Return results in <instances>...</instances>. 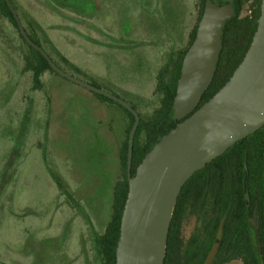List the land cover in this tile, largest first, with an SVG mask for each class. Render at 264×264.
<instances>
[{"label": "rangeland", "instance_id": "1", "mask_svg": "<svg viewBox=\"0 0 264 264\" xmlns=\"http://www.w3.org/2000/svg\"><path fill=\"white\" fill-rule=\"evenodd\" d=\"M11 3L64 70L134 104L145 119L160 105L159 71L188 45L200 7V0ZM29 54L0 12V264H101L95 238L112 219L128 116L51 71L36 87L24 68ZM196 224L186 220L185 239Z\"/></svg>", "mask_w": 264, "mask_h": 264}, {"label": "trees", "instance_id": "2", "mask_svg": "<svg viewBox=\"0 0 264 264\" xmlns=\"http://www.w3.org/2000/svg\"><path fill=\"white\" fill-rule=\"evenodd\" d=\"M228 1L215 2L223 4ZM232 2L235 15L224 26L222 48L215 74L197 107L213 96L230 78L244 58L257 29L262 0ZM247 2L249 12L242 14ZM204 5L205 0H200L198 21L192 29L188 45L179 50L176 58L159 71L157 90L162 94L160 105L147 119L139 113L140 122L133 146L132 175H135L146 153L179 121L174 119L173 110L178 78L184 56L195 38ZM0 12L18 29L7 0H0ZM28 33L61 67L48 49L32 33ZM20 35L30 51L24 58V68L32 73L35 86L41 87L46 71L60 75L41 52L30 45L21 33ZM101 96L117 103L128 116L125 138L120 149L123 173L114 189L112 219L104 233L97 234L95 238L101 264H116L122 214L129 191V134L135 117L122 104L105 95ZM130 104L137 110L134 104ZM252 208L255 210L256 223L251 230ZM190 216L195 217L197 224L189 239H185L183 226ZM217 239V250L213 259L208 262ZM235 260H240L242 264H264V125L237 141L186 181L178 196L170 223L164 264H227Z\"/></svg>", "mask_w": 264, "mask_h": 264}, {"label": "water", "instance_id": "3", "mask_svg": "<svg viewBox=\"0 0 264 264\" xmlns=\"http://www.w3.org/2000/svg\"><path fill=\"white\" fill-rule=\"evenodd\" d=\"M23 38L61 76L125 106L135 117L129 134V191L124 206L116 264H164L173 211L186 181L237 141L264 125V0L258 26L244 58L226 83L197 107L215 74L226 22L235 15L232 0H205L196 35L182 63L173 103L176 126L154 144L131 174L139 112L124 98L60 67L29 35L7 0ZM218 239L208 258L213 259Z\"/></svg>", "mask_w": 264, "mask_h": 264}, {"label": "flooded vegetation", "instance_id": "4", "mask_svg": "<svg viewBox=\"0 0 264 264\" xmlns=\"http://www.w3.org/2000/svg\"><path fill=\"white\" fill-rule=\"evenodd\" d=\"M255 210L254 208L250 209V227H251V230L254 229V224L256 223V216H255ZM222 234V232H221ZM221 238H222V235H221Z\"/></svg>", "mask_w": 264, "mask_h": 264}, {"label": "crops", "instance_id": "5", "mask_svg": "<svg viewBox=\"0 0 264 264\" xmlns=\"http://www.w3.org/2000/svg\"><path fill=\"white\" fill-rule=\"evenodd\" d=\"M123 141V140H122Z\"/></svg>", "mask_w": 264, "mask_h": 264}]
</instances>
